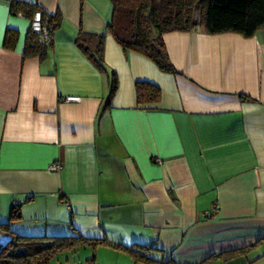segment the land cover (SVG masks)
Masks as SVG:
<instances>
[{"label": "crops", "instance_id": "obj_1", "mask_svg": "<svg viewBox=\"0 0 264 264\" xmlns=\"http://www.w3.org/2000/svg\"><path fill=\"white\" fill-rule=\"evenodd\" d=\"M33 1L61 17L42 58L24 57L30 19L0 0V223L105 241L77 247L93 255L141 244L154 258L199 264L253 245L209 263L264 264V30L165 32L175 69L166 73L107 31L110 0ZM80 31L104 36L117 77L109 106L108 73L76 44ZM140 81L159 87L157 102L137 103Z\"/></svg>", "mask_w": 264, "mask_h": 264}, {"label": "trees", "instance_id": "obj_2", "mask_svg": "<svg viewBox=\"0 0 264 264\" xmlns=\"http://www.w3.org/2000/svg\"><path fill=\"white\" fill-rule=\"evenodd\" d=\"M112 15L107 31L123 48L137 52L166 73L175 72L170 63L162 35L169 31H192L201 29L208 34L224 32L238 33L251 37L258 30H264V0H110ZM41 9L34 1L25 5L11 2L13 14L21 11L24 16L32 18L33 12ZM42 10V9H41ZM48 16L53 30L60 22V15ZM10 32V33H9ZM15 33H6L4 45L12 47ZM81 51L103 73H108L103 60V35H86L82 31L76 38ZM49 46H43L35 33L29 30L23 55L24 57H44ZM109 93L106 106L117 89V77L114 71L108 73ZM136 99L138 104L154 103L159 100L158 86L140 81L136 83ZM20 218L19 207H13L9 220ZM8 234L9 238L0 244V264H48L49 260L62 251L79 246L96 247L105 241L91 240L79 234L71 236L24 235L10 229L9 222L0 223V234ZM263 240L260 239L258 243ZM113 249L130 254L135 263L142 264H177L172 259H157L149 255L150 247L134 244L124 246L109 244ZM253 245L239 249L212 254L199 264L211 261H229L242 256ZM91 264H95L94 257Z\"/></svg>", "mask_w": 264, "mask_h": 264}, {"label": "rangeland", "instance_id": "obj_3", "mask_svg": "<svg viewBox=\"0 0 264 264\" xmlns=\"http://www.w3.org/2000/svg\"><path fill=\"white\" fill-rule=\"evenodd\" d=\"M93 254L89 247L74 248L54 255L48 264H91L93 257L95 264H134V259L130 255H109L105 250H102L100 255Z\"/></svg>", "mask_w": 264, "mask_h": 264}, {"label": "built area", "instance_id": "obj_4", "mask_svg": "<svg viewBox=\"0 0 264 264\" xmlns=\"http://www.w3.org/2000/svg\"><path fill=\"white\" fill-rule=\"evenodd\" d=\"M33 0H10V2H17L25 5H29ZM16 15L24 16V13L19 11ZM30 30L36 34L38 41L43 46H50L52 43V32L53 25L50 23L49 18L45 15L41 9H36L33 12L32 18L30 19ZM80 98L78 96H66L64 101L77 102ZM52 169H58L59 165L54 163L51 166Z\"/></svg>", "mask_w": 264, "mask_h": 264}]
</instances>
